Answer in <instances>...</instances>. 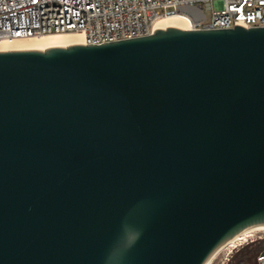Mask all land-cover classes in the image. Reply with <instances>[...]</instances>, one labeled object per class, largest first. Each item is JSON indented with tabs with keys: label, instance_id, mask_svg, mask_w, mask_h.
Instances as JSON below:
<instances>
[{
	"label": "water",
	"instance_id": "water-1",
	"mask_svg": "<svg viewBox=\"0 0 264 264\" xmlns=\"http://www.w3.org/2000/svg\"><path fill=\"white\" fill-rule=\"evenodd\" d=\"M261 225L264 27L0 51V264H204Z\"/></svg>",
	"mask_w": 264,
	"mask_h": 264
},
{
	"label": "built area",
	"instance_id": "built-area-1",
	"mask_svg": "<svg viewBox=\"0 0 264 264\" xmlns=\"http://www.w3.org/2000/svg\"><path fill=\"white\" fill-rule=\"evenodd\" d=\"M175 13L191 29L264 27V0H0V50L55 33L95 45L150 35L158 18ZM256 261L264 264V251Z\"/></svg>",
	"mask_w": 264,
	"mask_h": 264
},
{
	"label": "bare ground",
	"instance_id": "bare-ground-1",
	"mask_svg": "<svg viewBox=\"0 0 264 264\" xmlns=\"http://www.w3.org/2000/svg\"><path fill=\"white\" fill-rule=\"evenodd\" d=\"M169 26H174L183 29H191L189 21L187 18L180 14H170L167 16H162L157 19L156 27L157 28H166ZM78 40L73 34L69 33H59V34H46L42 36H34L30 38H26L23 40L17 41L9 50H17V49H45L54 46H67L71 44H77ZM1 51V50H0ZM264 232V225L261 226H253L250 227L241 233L237 234L234 238L228 241L224 246L218 249L204 264H209L212 258L224 247H236V245L240 244L248 240L255 233ZM247 243V242H246ZM231 251V250H230Z\"/></svg>",
	"mask_w": 264,
	"mask_h": 264
},
{
	"label": "rangeland",
	"instance_id": "rangeland-1",
	"mask_svg": "<svg viewBox=\"0 0 264 264\" xmlns=\"http://www.w3.org/2000/svg\"><path fill=\"white\" fill-rule=\"evenodd\" d=\"M206 15L209 16V12H206ZM259 236H263V239H259ZM250 238H255V240L251 242ZM250 238L248 241L236 245V247H224L212 258L209 264H258L256 255L264 251V232L255 233ZM255 247L261 248L259 253L254 255L248 253V250Z\"/></svg>",
	"mask_w": 264,
	"mask_h": 264
},
{
	"label": "clouds",
	"instance_id": "clouds-1",
	"mask_svg": "<svg viewBox=\"0 0 264 264\" xmlns=\"http://www.w3.org/2000/svg\"><path fill=\"white\" fill-rule=\"evenodd\" d=\"M135 239L129 238L127 240V243L125 245V249L130 248L134 243H135ZM121 252H117V253H113L110 257H109V264H119V260L121 259Z\"/></svg>",
	"mask_w": 264,
	"mask_h": 264
},
{
	"label": "trees",
	"instance_id": "trees-1",
	"mask_svg": "<svg viewBox=\"0 0 264 264\" xmlns=\"http://www.w3.org/2000/svg\"><path fill=\"white\" fill-rule=\"evenodd\" d=\"M260 249H261L260 247H255V248H252V249L248 250V253L254 255V254L259 253Z\"/></svg>",
	"mask_w": 264,
	"mask_h": 264
}]
</instances>
